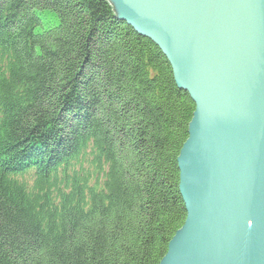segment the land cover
Returning a JSON list of instances; mask_svg holds the SVG:
<instances>
[{
	"label": "trees",
	"instance_id": "obj_1",
	"mask_svg": "<svg viewBox=\"0 0 264 264\" xmlns=\"http://www.w3.org/2000/svg\"><path fill=\"white\" fill-rule=\"evenodd\" d=\"M194 109L108 0H0V264H159Z\"/></svg>",
	"mask_w": 264,
	"mask_h": 264
},
{
	"label": "water",
	"instance_id": "obj_2",
	"mask_svg": "<svg viewBox=\"0 0 264 264\" xmlns=\"http://www.w3.org/2000/svg\"><path fill=\"white\" fill-rule=\"evenodd\" d=\"M195 105L159 264H264V0H108Z\"/></svg>",
	"mask_w": 264,
	"mask_h": 264
},
{
	"label": "rangeland",
	"instance_id": "obj_3",
	"mask_svg": "<svg viewBox=\"0 0 264 264\" xmlns=\"http://www.w3.org/2000/svg\"><path fill=\"white\" fill-rule=\"evenodd\" d=\"M32 178L30 176L27 177V181H31Z\"/></svg>",
	"mask_w": 264,
	"mask_h": 264
}]
</instances>
